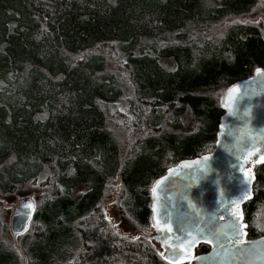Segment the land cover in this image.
Here are the masks:
<instances>
[{"label":"trees","instance_id":"1","mask_svg":"<svg viewBox=\"0 0 264 264\" xmlns=\"http://www.w3.org/2000/svg\"><path fill=\"white\" fill-rule=\"evenodd\" d=\"M213 1L0 0V194L25 184L42 191L17 237L22 255L11 251L17 264L23 256L27 264H167L143 236L152 234L150 188L168 168L213 150L221 97L264 68L255 23L212 33L250 15L259 0ZM122 102L123 159L107 128ZM189 119L192 132L183 130ZM252 169L247 239L264 236L255 228L264 162ZM116 179L123 226L101 205Z\"/></svg>","mask_w":264,"mask_h":264},{"label":"snow or ice","instance_id":"2","mask_svg":"<svg viewBox=\"0 0 264 264\" xmlns=\"http://www.w3.org/2000/svg\"><path fill=\"white\" fill-rule=\"evenodd\" d=\"M82 58V57H81ZM256 76L261 77L259 84L261 91H264V71L260 68L255 69ZM235 93V95H234ZM253 93L250 95L247 90L241 95V85L236 84L227 89V94L221 100V106L227 110V114L231 118L243 121L242 128H229L225 124H220V137L227 135L232 138V144H224L225 150L236 155V159L243 163L236 165L242 174L240 196L233 198L229 196L224 188L220 186L219 180L216 183L218 193L217 211L215 213H207L205 210L192 198L191 191L194 187L199 186L206 180L212 169L210 161L211 155H204L200 159L194 161H184L180 167L191 169L190 175L187 177L186 183L182 185L172 184L167 188V199L173 200L178 198L186 206V211H182L173 220V215L161 203L158 210L156 201L157 189L160 185L165 184L168 176L179 175L173 168H168V176H162L155 181L150 189L153 196L152 204V220L150 227L154 228L158 233H167L168 239L163 241V246L167 248L168 255L165 252H159L162 259L167 261V264H193V261H201L202 257L193 254L192 250L201 242L208 244L213 249V255H220L223 258L231 259L237 262H246L249 256L254 255L261 264H264V246L251 242L250 244L244 239L247 233L244 231L248 225L244 222L243 213L240 208L242 200L248 199L251 196L248 190V183L254 179V174L250 168L245 167V164L264 162V150L257 147V138L264 141V129L256 133L250 127L252 105L249 103L241 109L238 107L239 102L244 99L251 100ZM222 143L220 138H217L216 144L220 146ZM23 207L33 209L32 203L24 204ZM227 211L228 217L226 223L217 226L213 223L217 217L220 220H225L221 215V211ZM21 215L20 212L16 213ZM177 225V231L180 235L173 237V224ZM203 225V226H202ZM138 239V237H133ZM157 239H160L157 236Z\"/></svg>","mask_w":264,"mask_h":264},{"label":"water","instance_id":"3","mask_svg":"<svg viewBox=\"0 0 264 264\" xmlns=\"http://www.w3.org/2000/svg\"><path fill=\"white\" fill-rule=\"evenodd\" d=\"M262 71H264V68H260ZM261 80V77L256 76V73L254 71L253 75L237 81L233 85L239 84L241 85V95L245 90L248 91L250 95L253 93H259L256 95H253V98L251 100L244 99L243 101L239 102L238 107L243 110L244 107H246L249 103L252 105V114H251V121H250V127L253 129L256 133H259L261 129H264V91H261V86L259 84V81ZM231 85L230 87H232ZM229 87V88H230ZM227 94V90L223 94V96L220 99V107L224 111L223 115L220 117L219 124H218V130L216 133V140L217 138H220L222 143L220 146H217L216 140L213 150L210 153H207L205 155H211L212 160L210 161L211 165V173L209 177L204 180L202 183L199 184V186L194 187L191 191L192 198L205 210L207 213H215L217 211V201L219 199L217 189H216V181L219 180L220 186L224 188L226 193L236 198L240 196L241 189L243 188V185L241 184L242 174L240 173L238 167H235L236 165H239L243 163V161H239L236 159V155L229 153L225 150L224 144H232V138L228 137L227 135L220 137V124H225L229 128L237 129L243 127V121L238 120L235 118H231L227 114V110L221 106V100L224 98ZM235 95V93H234ZM257 147L264 150V141H261L259 137L257 138ZM204 156V155H202ZM202 156H199L197 158L183 160L176 164L175 166H172L170 168H173L175 172L179 173V175L175 176H168V169L166 170L165 174L163 176H168V180L165 181V184H162L157 189V196L159 199L156 201L158 210L160 209L161 203L167 208L168 211H170L173 215V220H175L176 216L179 215L180 212L186 211V206L181 202L178 198H174L173 200L167 199V188H170L172 184L182 185L186 183L188 175L191 173V169H185L180 167L184 161H194L197 159H200ZM253 164L247 163L245 164V167L250 168L252 173L254 174V171L252 169ZM162 177V176H161ZM161 177H159L157 180H159ZM156 180V181H157ZM155 183V181H154ZM154 183L152 184L151 188L153 187ZM255 183V175L254 179L249 181L248 183V190L251 192V196L248 199L242 200L240 203V208L243 210V206L252 200L253 198V186ZM167 186V188H166ZM150 188V189H151ZM153 196L150 191V223H153L152 220V204H153ZM32 203L34 205L33 209L25 208L23 207L24 204ZM35 203L30 198H23L17 202L15 207L13 208V212L10 217L9 222V230L11 234V240L12 244L17 250L19 254H21V251L17 245V237L24 234L28 226L34 216L35 213ZM20 212L21 215L17 216L16 213ZM221 215L225 217V220H220L219 217L213 222L217 226L220 224L226 223L228 217L227 211H221ZM203 226V225H202ZM152 228V227H151ZM248 227L244 229V231L247 233ZM143 235L142 233H139ZM175 235H180V233L177 231V225L173 224V237ZM148 240L155 243L156 246L159 247L160 252H165L166 255H168V250L166 247L163 246V241L168 239L167 233H158L154 228H152V234L149 236L143 235ZM157 236L160 237V239H157ZM247 243L256 242L257 244L264 246V236L258 237L256 239H247V236L244 238ZM205 245L208 248L207 253L203 255H199V257H202L203 260L201 261H193V264H246V262H237L231 259L223 258L220 255H213V249L208 244H205L201 242L198 244L195 248H193L192 252L195 255L196 250L201 246ZM22 255V254H21ZM24 264H27L25 257L23 256ZM164 262L167 263L163 259ZM187 262V261H185Z\"/></svg>","mask_w":264,"mask_h":264},{"label":"rangeland","instance_id":"4","mask_svg":"<svg viewBox=\"0 0 264 264\" xmlns=\"http://www.w3.org/2000/svg\"><path fill=\"white\" fill-rule=\"evenodd\" d=\"M216 3V1H213ZM253 22L255 23L260 30L264 33V0H259L258 5L256 8L252 11V13L248 16L240 17L237 19H231L228 20L222 24L216 25L213 29V36L220 35L224 32V29L226 28L227 24L230 23H241V22ZM257 21V22H256ZM172 37L168 36L166 38H162L164 40H170ZM168 67H171V63L168 61H165V64ZM216 99H219V95L216 96ZM126 105L125 103H120L117 110L118 112L116 114H110L107 122V128L112 133L114 138L116 139V143L119 148V155L120 158L123 159L126 156L129 141H128V135L127 131L125 130L124 126V119L122 117V113L126 112ZM183 130L186 132H192L196 130V124L193 120L189 119L184 121ZM78 192L83 191L82 189H78ZM120 186H119V180L116 179L115 182L112 184V191L107 193L104 197V200L102 201V208L106 215L107 219H110L114 224L122 222L123 226V220H121L120 214V208L118 207V197L120 194ZM42 193V191L37 188L36 186H31L28 184L19 186L16 191L9 195H3L0 194V249L10 251L9 255L11 258L4 256L5 253H0V263L5 264L6 261H8V264H17L16 258L12 256V252L14 251L12 240H11V234L9 230V222L10 217L13 212V208L17 204V202L23 198H30L33 201L35 200L37 202L39 195ZM34 201V202H35ZM35 202V203H36ZM126 220V218H125ZM123 228V227H122ZM131 226L124 227V231L131 230ZM255 228L258 232L264 234V207L260 208L256 214H255ZM17 243H21V239L17 238ZM25 254L27 256V259L30 263V261H33L32 259V253L29 252L27 249L25 251ZM2 257V258H1ZM125 261V260H124ZM24 262V261H21ZM59 264H66L65 262L58 261ZM126 264H144L143 261H141L139 258L135 259H126Z\"/></svg>","mask_w":264,"mask_h":264},{"label":"clouds","instance_id":"5","mask_svg":"<svg viewBox=\"0 0 264 264\" xmlns=\"http://www.w3.org/2000/svg\"><path fill=\"white\" fill-rule=\"evenodd\" d=\"M246 264H261V262L254 255H252L248 257Z\"/></svg>","mask_w":264,"mask_h":264},{"label":"flooded vegetation","instance_id":"6","mask_svg":"<svg viewBox=\"0 0 264 264\" xmlns=\"http://www.w3.org/2000/svg\"><path fill=\"white\" fill-rule=\"evenodd\" d=\"M207 251H208V249L206 251L199 252V253L195 252V255L196 256L203 255V254L207 253ZM184 264H187V262H184Z\"/></svg>","mask_w":264,"mask_h":264}]
</instances>
